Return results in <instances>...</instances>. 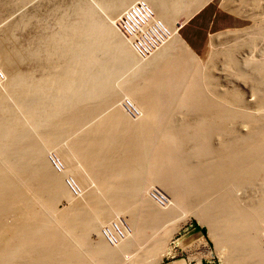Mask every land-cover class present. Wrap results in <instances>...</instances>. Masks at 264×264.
<instances>
[{"label": "bare ground", "instance_id": "1", "mask_svg": "<svg viewBox=\"0 0 264 264\" xmlns=\"http://www.w3.org/2000/svg\"><path fill=\"white\" fill-rule=\"evenodd\" d=\"M82 1L35 48L0 49V264H151L166 238L158 226L180 210L208 225L226 264H264V114L237 93L217 91L210 78L206 89L177 32L152 56H137L122 36L128 31L114 26L133 0H103L107 16ZM148 1L177 29L176 16L199 0ZM126 22L133 34L134 16ZM24 60L39 72L32 63L19 69ZM116 83L139 108L137 118L115 102ZM106 105L115 106L75 133ZM54 145L62 171L46 156ZM67 173L94 187L74 197ZM153 183L171 192L168 206L148 198ZM63 197L69 203L54 215ZM135 198L125 211L133 235L124 230L122 242L110 244L104 234L117 231L104 233L99 223Z\"/></svg>", "mask_w": 264, "mask_h": 264}, {"label": "rangeland", "instance_id": "2", "mask_svg": "<svg viewBox=\"0 0 264 264\" xmlns=\"http://www.w3.org/2000/svg\"><path fill=\"white\" fill-rule=\"evenodd\" d=\"M78 1L0 0V49L17 48L24 50L26 48L25 50H28L35 48L36 45H39L38 38L41 35L49 34L50 30L52 32L57 29V22H59L58 18L60 16L62 18L74 16V11L72 10L75 9ZM84 1L99 10L103 16H107L104 6H102L103 0H83L82 2ZM127 5L126 9L121 7L123 10L118 13V18H115L114 26L118 30L120 22L124 19L122 16L125 13L136 9L142 11V15H138L136 26L133 28V32L137 33L136 35L146 46L142 48L140 57L146 59L152 56L159 49L158 47H161L178 33L184 44L189 46L192 54L195 55V60L190 68L191 70L193 68L191 71L192 75L195 77V74L199 72L203 83H206L205 86L207 85L206 89L209 86L207 79L210 78V84L217 91L225 92V95L228 92L227 95L229 96H235V93H237L241 96L242 103L248 107V110L264 114V0H199L192 5L190 10L181 12L176 16V23H174L178 25L177 29L172 25H168L165 20L160 19L161 17L157 15L155 8L148 0H133L129 3V7ZM212 19L214 21H211ZM119 28L121 29L122 27L120 26ZM125 39L127 40L126 37ZM24 61L25 64L21 61L23 63H18L17 67L25 71L32 62L29 64L26 60ZM32 64L34 65L29 66L30 69L34 70L33 67H35L37 71L38 67L35 63ZM135 66L124 69L116 81L120 83L123 78L131 74L130 72L134 70ZM36 71L35 73L39 74L37 73L39 71ZM193 71H195V74H193ZM5 79V72L0 66V86ZM118 83L116 85L120 89L121 86ZM120 90L121 92H118L119 95L117 94V97H115V102L117 100L116 103L120 104L119 106L124 112L128 111L126 112L128 117L130 115L132 118L134 116V118H137L136 116L140 115L139 108L124 95L126 93H123L122 88ZM120 94L123 95L122 98ZM114 106L106 105L102 110L95 112L91 115L87 124L77 125L79 129L76 127L74 129L75 133L86 127L88 128L95 120H102L105 114ZM134 111L139 113L133 114ZM168 113L167 111L165 112L166 115ZM167 118L168 116L165 119L163 118L162 122L164 123ZM239 125L237 123L238 127H240ZM159 128L163 133L164 125L161 124ZM74 131L69 135L70 138L75 135ZM60 142L63 145L66 144L65 140L62 141L61 139ZM61 143L59 145H62ZM54 148H57L56 145L47 150L46 156H48L47 158L50 159L49 161L56 168H54L56 171H62L65 169L63 158L58 155L59 151L56 153V150L59 149L55 150ZM146 156L144 163L147 168L151 154ZM79 165L81 164L79 163ZM79 168L81 170L84 169L80 166ZM64 176L63 179L65 181H63L68 185L69 189L71 188L72 192H69L74 197L80 198L86 190H91L88 188L94 187V182L90 178L86 179V183L84 182L83 186L70 173ZM163 187L160 184L153 183L148 187L146 193L152 202L156 203L155 200L157 202L160 201V205L165 207L171 202L169 196L171 192ZM132 200L135 201L133 202ZM132 200L129 201L126 209L124 208L123 211L116 213L113 218L99 223L103 226L101 227L100 225V231L102 230L105 233L104 230L106 228L116 227L118 232L121 228L126 232L124 237L131 233L129 235L130 238L134 231H132L129 220H127L128 215L126 212L140 201L136 198ZM68 203L69 200L67 198H61L56 203V207L51 209L54 215L57 211L65 208ZM156 205L158 204L156 203ZM174 217L158 226L160 228L159 231H161L158 232L159 235L164 232L166 238L163 242V249H161L162 254L160 253L158 260L153 261L151 264H226L222 255L217 251L216 241L208 225L201 221L193 211H176ZM112 231L113 229H110L111 233H113ZM93 235L95 236L96 234L91 233L89 236L91 240L96 238ZM104 235L106 239L110 236V234ZM119 238L120 240L117 238H111L110 241L107 240L110 244L115 245L122 242L121 238L123 237L120 235Z\"/></svg>", "mask_w": 264, "mask_h": 264}, {"label": "built area", "instance_id": "3", "mask_svg": "<svg viewBox=\"0 0 264 264\" xmlns=\"http://www.w3.org/2000/svg\"><path fill=\"white\" fill-rule=\"evenodd\" d=\"M127 13H125L122 16L124 19L120 22V26L122 27L120 30H122V31L127 30L129 32V33L128 32H125L126 35H122V36L127 38L128 42L130 43V47L131 46L133 48L135 47V49H136V52L135 53L138 56H140V53H141L142 48H144L146 46L143 44L142 40L136 35L137 33L133 32V29H132L133 34H131V30H130L127 22H126V18H127V15H133L134 16V20H135V24H134V27H135L136 26V22H137L138 15H140V14L142 15V11L141 10L139 11V9H136V10H133V11H129ZM115 231H116V227H115ZM123 232H124V229H121L120 228V230H118L117 233H115V232L111 233L112 235L110 234V236L107 237V239L109 241H110L111 238H113V239L114 238H117L118 239L119 238V235H121Z\"/></svg>", "mask_w": 264, "mask_h": 264}, {"label": "crops", "instance_id": "4", "mask_svg": "<svg viewBox=\"0 0 264 264\" xmlns=\"http://www.w3.org/2000/svg\"><path fill=\"white\" fill-rule=\"evenodd\" d=\"M202 7H204V6H202ZM200 9H201V8H200ZM200 9H199V10H200ZM199 10H198V11H199ZM198 11H197V12H198ZM200 11H201V10H200ZM191 17H192V16H191ZM211 21H214V20L212 19ZM194 48H195V47H194Z\"/></svg>", "mask_w": 264, "mask_h": 264}]
</instances>
